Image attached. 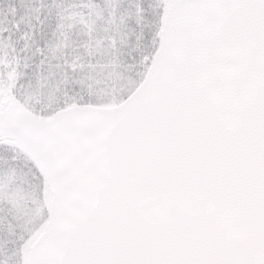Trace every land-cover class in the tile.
<instances>
[{"label":"snow or ice","instance_id":"6c2138e0","mask_svg":"<svg viewBox=\"0 0 264 264\" xmlns=\"http://www.w3.org/2000/svg\"><path fill=\"white\" fill-rule=\"evenodd\" d=\"M0 264H264V0H0Z\"/></svg>","mask_w":264,"mask_h":264}]
</instances>
